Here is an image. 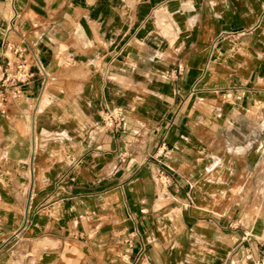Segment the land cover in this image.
<instances>
[{"label": "crops", "instance_id": "0c3cea01", "mask_svg": "<svg viewBox=\"0 0 264 264\" xmlns=\"http://www.w3.org/2000/svg\"><path fill=\"white\" fill-rule=\"evenodd\" d=\"M20 37L47 78L0 111V264L260 253L264 0H0V51Z\"/></svg>", "mask_w": 264, "mask_h": 264}, {"label": "built area", "instance_id": "2783aa9c", "mask_svg": "<svg viewBox=\"0 0 264 264\" xmlns=\"http://www.w3.org/2000/svg\"><path fill=\"white\" fill-rule=\"evenodd\" d=\"M21 43L9 41L0 51V111L5 112L6 106L20 96L23 85L29 84L39 73L45 80L46 72L37 56L26 57L25 40L20 37ZM125 123V114L122 107L105 106L101 111V125L105 132L117 134ZM160 156L166 157L169 152L165 146L159 151ZM164 194L170 185V175L162 170L158 176ZM240 264H264V247L256 256L248 249L240 259Z\"/></svg>", "mask_w": 264, "mask_h": 264}]
</instances>
